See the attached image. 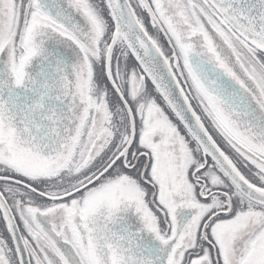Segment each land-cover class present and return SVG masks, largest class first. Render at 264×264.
<instances>
[{
	"label": "snow or ice",
	"instance_id": "6c2138e0",
	"mask_svg": "<svg viewBox=\"0 0 264 264\" xmlns=\"http://www.w3.org/2000/svg\"><path fill=\"white\" fill-rule=\"evenodd\" d=\"M0 264H264V0H0Z\"/></svg>",
	"mask_w": 264,
	"mask_h": 264
}]
</instances>
